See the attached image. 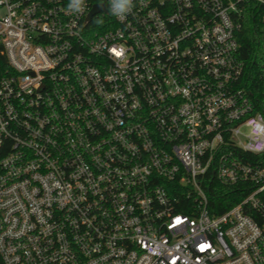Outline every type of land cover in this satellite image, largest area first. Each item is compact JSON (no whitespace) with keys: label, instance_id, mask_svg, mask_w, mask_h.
<instances>
[{"label":"built area","instance_id":"built-area-1","mask_svg":"<svg viewBox=\"0 0 264 264\" xmlns=\"http://www.w3.org/2000/svg\"><path fill=\"white\" fill-rule=\"evenodd\" d=\"M69 3L0 0V264H264V0Z\"/></svg>","mask_w":264,"mask_h":264},{"label":"trees","instance_id":"trees-1","mask_svg":"<svg viewBox=\"0 0 264 264\" xmlns=\"http://www.w3.org/2000/svg\"><path fill=\"white\" fill-rule=\"evenodd\" d=\"M95 2L104 1V0H93ZM245 23L241 31L239 32L240 40V52L244 57L250 59L259 51L257 34L258 28L257 24L252 23V20L245 18ZM213 184V181L211 182ZM211 184V185H212ZM246 192L238 185L237 187H231L226 189L221 187L218 192H211L209 189L210 202L212 204L213 213H221L228 209L231 205L238 202L245 196Z\"/></svg>","mask_w":264,"mask_h":264},{"label":"clouds","instance_id":"clouds-1","mask_svg":"<svg viewBox=\"0 0 264 264\" xmlns=\"http://www.w3.org/2000/svg\"><path fill=\"white\" fill-rule=\"evenodd\" d=\"M86 0H70L68 8L71 12L79 14L85 10ZM134 8V0H109L110 13L122 18L131 13Z\"/></svg>","mask_w":264,"mask_h":264},{"label":"water","instance_id":"water-1","mask_svg":"<svg viewBox=\"0 0 264 264\" xmlns=\"http://www.w3.org/2000/svg\"><path fill=\"white\" fill-rule=\"evenodd\" d=\"M105 11V7H104V4L103 3H95L93 6H92V9L90 11V13L88 14L89 16H87V20H90V18L98 13V12H104Z\"/></svg>","mask_w":264,"mask_h":264}]
</instances>
